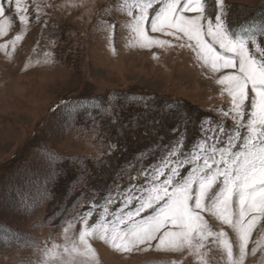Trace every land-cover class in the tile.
I'll list each match as a JSON object with an SVG mask.
<instances>
[{
    "label": "rangeland",
    "instance_id": "374dc122",
    "mask_svg": "<svg viewBox=\"0 0 264 264\" xmlns=\"http://www.w3.org/2000/svg\"><path fill=\"white\" fill-rule=\"evenodd\" d=\"M0 2L7 8V0ZM25 2L30 8V24L20 25L13 8L7 13L11 17V27L7 35L0 36V44H3L17 34L23 35L11 57L0 50V223L25 233L10 238L0 229V264H39L45 245L51 247L53 243L63 242L64 225L61 213H56L58 199L41 203L25 218L17 212L22 199L28 202L36 199V196L31 198L27 190L40 193L46 188L43 182L50 176V156L90 158L95 179L77 208L86 210L94 195L103 203V196L110 188L117 197L115 204L110 206L115 211L122 203L118 198L120 193L131 184H143L142 169L153 162L159 163V157L164 155L161 137L154 134L152 125L158 114L156 105L179 101L180 116L195 121L207 115L216 121L226 119L229 125L232 123L218 111L230 107V98L222 93L213 74L201 67L193 50L176 46L172 37H161L173 42L170 48H139L128 27L129 18L119 10L120 0L108 8L106 6L112 5L113 0ZM185 2L181 0V6ZM225 2L230 6L226 20L233 31L242 26V17L264 9V0ZM36 5L41 8L39 20ZM205 9L206 15L214 16L215 0H205ZM182 14L197 15L191 11ZM146 27L150 32V26ZM185 42L191 43L186 38ZM8 50L12 51L11 45ZM253 54L258 55L255 49ZM141 94L151 98L148 102L152 110L145 112L140 104L130 107L126 114L122 106L121 124L129 125L123 130L120 124H109L105 118L99 120L93 117V111L86 110L98 106L92 100L103 103L107 96L126 97L136 104ZM87 100L94 105L88 106ZM74 104H77L75 117L82 122L65 130L73 120L68 121L64 108ZM80 104L85 109H81ZM168 123L175 124V120L169 117ZM162 135L163 144L175 143L171 134L162 130ZM193 143L189 141L185 147L191 149ZM134 204L135 201L129 207ZM95 219L98 216L93 222ZM210 222L214 231L223 229L230 239H235L228 226L215 218ZM256 240L261 242L260 247L255 255L250 253L246 257V264H264V219L254 226L249 249L256 247L253 243ZM92 244L99 264H201L199 258L187 253H163L154 248L120 253L98 239ZM203 252V264H227L226 254L218 245L209 242Z\"/></svg>",
    "mask_w": 264,
    "mask_h": 264
},
{
    "label": "snow or ice",
    "instance_id": "6c2138e0",
    "mask_svg": "<svg viewBox=\"0 0 264 264\" xmlns=\"http://www.w3.org/2000/svg\"><path fill=\"white\" fill-rule=\"evenodd\" d=\"M115 4L113 0L106 8ZM156 4L160 6L154 7ZM215 7L214 16H209L205 14V0H186L182 6L181 0H120L119 10L129 18L128 27L139 48H170L173 42L161 37H172L176 46L193 50L201 67L213 74L222 93L230 98V107L218 111L232 123L207 115L195 121L180 116L179 101L156 105L158 114L152 125L154 134L161 137L164 155L159 157L160 162L142 169L144 183L131 184L122 191L118 197L121 206L115 211L110 206L117 197L110 188L103 203L94 195L86 210L73 206L58 208L64 225L63 242L45 245L39 264H99L92 244L97 239L120 253L154 248L163 253H187L199 258L201 264L209 242L222 249L227 264H246V257L256 254L261 242L253 241L256 247L251 249L249 245L254 226L264 219V22L245 24L233 31L226 20L230 6L225 0H215ZM13 8L20 25L26 27L31 22L25 0H14V5L13 0H7V8L0 2V36L7 35L11 27L7 13ZM186 11L197 15L185 16L182 13ZM40 12V5H36L37 20L42 18ZM115 27L113 23L112 28ZM185 38L191 43H186ZM22 39L23 35L17 34L0 44V50L11 57ZM9 45L12 51L8 50ZM253 49L258 55L253 54ZM226 69L234 71L224 72ZM141 107L145 112L152 110L148 101ZM121 110L101 112H109L104 118L109 124H120L123 130L129 125L121 124ZM169 117L175 124L168 123ZM162 130L171 134L175 143L163 144ZM189 141L195 142L191 149L185 147ZM73 171L76 186L85 187L86 180L79 182L78 178L89 176L90 171ZM47 179L50 182L58 176L50 174ZM133 201L134 206L129 207ZM96 216L98 219L93 222ZM211 218L228 226L235 239H230L223 229L214 231Z\"/></svg>",
    "mask_w": 264,
    "mask_h": 264
},
{
    "label": "trees",
    "instance_id": "16d2710c",
    "mask_svg": "<svg viewBox=\"0 0 264 264\" xmlns=\"http://www.w3.org/2000/svg\"><path fill=\"white\" fill-rule=\"evenodd\" d=\"M240 21H241L240 25L264 22V9L252 11L246 17H242ZM140 99H142L141 102ZM148 99L151 98L148 96H143V98L138 99V102L136 104H132V99L126 97L115 96L110 98L107 96L105 102L103 103L99 102V100H95V101L92 100V102L98 105L96 108H92L91 105H94V103L92 104L90 103L91 101L87 100L86 101L87 105L90 106L91 109L86 108V110L90 112L93 111L92 113L95 114L93 117H97L99 120H102L104 117L109 115V112H101V109L119 110L123 106V109L125 110L123 112L127 114V110L130 107H133L134 105L135 106H138L140 104L142 105L144 100L148 101ZM127 101H129V103H127ZM76 105L77 104H74L72 107L68 109L64 108V114L68 115L69 118V120L68 119L67 120L69 122L73 120V122L69 124L65 130L72 129L76 123L82 122L81 118L80 120L77 121L75 117L76 116L75 113L77 112L75 107ZM81 109H85V108H83L81 105ZM68 121L67 123H69ZM48 167L50 168V174H56L58 176V179L52 180L50 182L48 179H46V181L43 182L46 185V188L40 191V193L27 190L29 196L31 198L36 196V199L29 202L28 200H26L28 203L22 199L21 202L23 203L22 205L19 204L17 212L21 213L23 218L27 217L28 213H31L34 210H36L41 203L49 202L52 198L59 200L58 208H61L62 206H73L77 208L80 205V203H82L83 201L84 196H82V193L86 195L88 188L95 179L94 166L90 158H88L87 156L65 158L63 156H58L55 154L53 156H50ZM74 168H84L90 171L91 174L89 176L87 177L81 176L78 178L79 182H84L86 180L85 187L76 186L77 177H76V172L73 171ZM20 192L23 194L22 191ZM48 193H50V195H48ZM74 202H76L75 205ZM57 210L56 213H59V211ZM0 229H3L6 232L7 236L10 238L13 235H21L22 233L23 234L25 233V232L17 231V229L13 228L9 224L0 223Z\"/></svg>",
    "mask_w": 264,
    "mask_h": 264
}]
</instances>
